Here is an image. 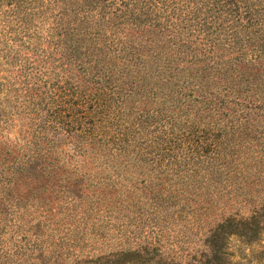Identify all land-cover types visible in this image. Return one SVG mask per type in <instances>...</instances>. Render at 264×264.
Returning a JSON list of instances; mask_svg holds the SVG:
<instances>
[{"label": "trees", "instance_id": "trees-1", "mask_svg": "<svg viewBox=\"0 0 264 264\" xmlns=\"http://www.w3.org/2000/svg\"><path fill=\"white\" fill-rule=\"evenodd\" d=\"M173 216L207 220L186 259ZM263 237L264 0H0V264H239Z\"/></svg>", "mask_w": 264, "mask_h": 264}, {"label": "rangeland", "instance_id": "rangeland-1", "mask_svg": "<svg viewBox=\"0 0 264 264\" xmlns=\"http://www.w3.org/2000/svg\"><path fill=\"white\" fill-rule=\"evenodd\" d=\"M17 120L19 118H16ZM20 125L15 126L9 133L6 134V137L10 141H15V139L19 135ZM3 148V145H2ZM94 174L98 172V170L92 171ZM207 220L202 221V226H198L196 221H194L192 218L188 219V221H185L183 219H179L177 216H173V218H166L165 220H160L159 222L162 223L165 226V229L163 230V239H162V247H166L167 249L172 248L174 251H176L178 256H182L183 259H186L188 255L192 254L194 255L198 249H203L204 244V228L207 225ZM155 221H153L154 223ZM158 222V223H159ZM203 229V230H202ZM111 230V229H110ZM114 232L109 231L108 234L110 237L107 239L108 241L102 242L98 244V246L95 247H85L84 248V257H87V255H93L94 251L99 252V249H102L104 252L110 251L113 247V249H116L119 245V241L115 238L112 239V235ZM115 234V233H114ZM110 240V242H109ZM139 240V239H138ZM143 241H140L139 244H143ZM103 245V247H99V245ZM109 245V246H107ZM135 247V245L133 246ZM232 250L236 253L237 259L240 256V253L242 252L244 257L246 256V259H244L239 264H257L256 258H258L260 255H262V261L261 264H264V237L263 241L259 243V245L251 246V247H245L241 244L240 240L238 238H233L231 243ZM45 251H35L34 256H31L29 254H26L24 256H21L19 252H17L18 247H7L6 250L8 251L9 255H11V264H49V256L55 257L56 253L61 252L64 253V256H67L68 253H73L78 250V247H44ZM42 255L43 258L41 260H37L36 258L41 256V253H46ZM48 257V258H45ZM235 260L234 263H237L239 261ZM53 264V263H52ZM61 264V263H60Z\"/></svg>", "mask_w": 264, "mask_h": 264}]
</instances>
